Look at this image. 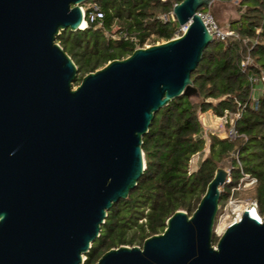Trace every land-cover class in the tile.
Returning a JSON list of instances; mask_svg holds the SVG:
<instances>
[{
    "label": "water",
    "instance_id": "1",
    "mask_svg": "<svg viewBox=\"0 0 264 264\" xmlns=\"http://www.w3.org/2000/svg\"><path fill=\"white\" fill-rule=\"evenodd\" d=\"M179 1V37L134 49L73 88L77 67L56 38L80 31L88 0H0V264H83L107 211L143 173L154 115L197 96L191 74L215 33L198 12L214 0ZM229 176L217 167L191 215L176 210L161 233L94 264H264V215L250 203L213 243Z\"/></svg>",
    "mask_w": 264,
    "mask_h": 264
},
{
    "label": "trees",
    "instance_id": "2",
    "mask_svg": "<svg viewBox=\"0 0 264 264\" xmlns=\"http://www.w3.org/2000/svg\"><path fill=\"white\" fill-rule=\"evenodd\" d=\"M231 2L233 0H216ZM102 13L103 29L89 24L84 30L61 31L56 42L84 75L108 62L126 58L135 49L129 39L105 37L114 26L135 37L142 47L152 35L168 41L179 26L175 20L162 21L179 0H88ZM212 6V4L210 5ZM202 7L200 12H208ZM239 18L228 29L238 34L234 41L214 40L203 52L191 74L197 96L172 100L155 115L142 138L144 170L128 196L107 211L99 235L92 242L83 264H94L103 252L120 245L141 246L144 239L161 233L167 218L182 209L195 210L213 177L217 165L230 159V182L221 193L223 205L233 187L247 174L256 178L250 194L260 216L264 215V83L253 105L251 95L259 84L249 77L264 76V0H239ZM249 56L252 63L241 69L240 61ZM240 112L235 121L234 140L209 135L208 154L196 170H189L191 157L204 150L205 139L199 115L224 111ZM237 195L238 191H234ZM217 238L213 237V243Z\"/></svg>",
    "mask_w": 264,
    "mask_h": 264
},
{
    "label": "built area",
    "instance_id": "3",
    "mask_svg": "<svg viewBox=\"0 0 264 264\" xmlns=\"http://www.w3.org/2000/svg\"><path fill=\"white\" fill-rule=\"evenodd\" d=\"M162 1H164V0H162ZM80 9H81L82 15H83V22H82V25L80 26V30L86 29L89 24H93L94 28H96V29H103L104 14L100 10V7L96 2H86L85 4L80 6ZM198 15H199L200 19L202 20V23L205 26L208 33L211 34V33L215 32V33L211 34L214 40H218L220 42H227V41H234V40H237L239 38L238 34L236 32H234L230 29H221L219 27L218 23L216 22L215 18L209 12H200L199 11ZM159 19L162 21H167L168 19L174 20V16H173L172 12H170L169 15H160ZM184 31H185V27H179V31L176 32L175 37H179ZM103 33H104L105 37L110 38L111 40H114V41H118L120 39H124V40L129 39L130 41H132L134 43L135 49L147 47L145 44L141 47L138 43V40L135 37L129 36L126 30L120 29L119 27H117L115 29V26H114V28L110 32L103 31ZM251 63H252V61H251L250 57L246 56L244 59H242L240 61L239 66L241 67V69H244L248 65H250ZM249 82L251 84H262V83H264V76H261L260 78H256V77L251 75L249 77ZM254 89L252 91L251 99H252L253 105L255 106L257 97H254V94H253ZM239 117H240V112L237 111V112L232 113V112L225 110L224 113L222 114V116L217 117V119L220 122V129H217L215 132H212L209 135H212V136L214 135V136L226 138L229 140H234L235 138L238 137V134L235 130V121ZM196 156H199V153H197L191 157V159L189 161V169H190V166L193 164L194 157H196ZM227 180L229 183L230 182V176L227 178ZM255 183H256V178L249 176L247 174H244V176L238 182L237 186H235L231 189V192L233 193L235 190L240 189L242 187V185L244 187H248V186H252V185L254 186ZM249 203L253 207L256 208L255 202L251 201ZM220 212H221V207H219V210H218L219 214H220ZM218 213L216 216L215 223H216L218 216H219ZM232 213H233V220L230 223H232L233 221L236 220V214L234 212H232ZM214 231H215V234H217L215 228H214ZM223 231H221V232H223ZM221 234L222 233H219L217 235L220 236Z\"/></svg>",
    "mask_w": 264,
    "mask_h": 264
},
{
    "label": "rangeland",
    "instance_id": "4",
    "mask_svg": "<svg viewBox=\"0 0 264 264\" xmlns=\"http://www.w3.org/2000/svg\"><path fill=\"white\" fill-rule=\"evenodd\" d=\"M239 7V0H233L231 2L225 3V2H218L214 0L212 2V6L208 9V12L215 18L216 22L218 23L219 27L221 29H228L230 26V21H233L235 19L239 18V15L241 12H243V8L241 10L238 9ZM119 26H115V29ZM179 29L177 30V32ZM166 42L164 39L157 38L155 35L150 36L146 41L145 45L147 47L153 46V45H159ZM77 79L73 84V88H76L82 78L85 76L82 72H77ZM262 85L259 84L254 89V97H258L260 93L262 92ZM199 120L202 126V136L205 139V147L204 150L199 153V156L194 157L193 164L190 166V171L196 170L199 166L200 162L203 160L204 157L207 156L208 150L207 146L209 143V137L208 135L212 132H215L217 129H220V122L217 119L215 115H213L211 112H207L205 114L199 115ZM223 166L225 169L230 168V159H227L223 161L222 163L218 164L217 167ZM252 186L242 187L238 190V194L235 195L234 192L232 193L230 191V194L227 196L226 200L224 201L223 205L221 207L220 214L218 213V219L214 225V228L216 230V233H218V230L222 228V231L226 228V226L233 220V213L234 212L237 215L236 209H240L241 206L238 204V202H245L249 203L251 202L250 194L252 191ZM236 202V203H235ZM235 203V204H234ZM232 204H234V207L232 208ZM255 211V210H254ZM256 213V212H255ZM222 233V232H221ZM217 234H214L216 238L219 236ZM217 241V240H216ZM137 245V244H135ZM86 258V256H85Z\"/></svg>",
    "mask_w": 264,
    "mask_h": 264
},
{
    "label": "bare ground",
    "instance_id": "5",
    "mask_svg": "<svg viewBox=\"0 0 264 264\" xmlns=\"http://www.w3.org/2000/svg\"><path fill=\"white\" fill-rule=\"evenodd\" d=\"M234 204H232V208L234 207ZM238 204L241 206V208L240 209H236V211H237L236 220H238L240 218L241 212L244 210V208H245V206H246L247 203H245V202H238ZM252 213L257 216V214L255 213L254 210H252ZM221 231H222V228H220L218 230V233H221Z\"/></svg>",
    "mask_w": 264,
    "mask_h": 264
}]
</instances>
